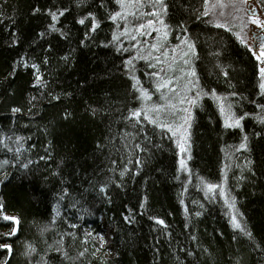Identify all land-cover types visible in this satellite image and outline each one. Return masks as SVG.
<instances>
[{
    "label": "trees",
    "instance_id": "16d2710c",
    "mask_svg": "<svg viewBox=\"0 0 264 264\" xmlns=\"http://www.w3.org/2000/svg\"><path fill=\"white\" fill-rule=\"evenodd\" d=\"M201 3L202 0H185L184 6L199 8ZM0 6L3 11V15L0 16V137L7 135L12 136L13 139L16 136L31 138L24 144V148L29 150L24 152L22 160L27 158L37 160L39 155H45L44 149L48 143L52 144L50 150L52 159L33 164L31 167L35 170V175L28 177V180H21L16 168L8 169L11 175L17 176L6 190L9 213H15L12 211V207L17 204L15 186L20 183L28 184L30 180L49 190L55 186L56 191H59L60 185L57 181L60 177L53 173L60 168L63 170L65 183L71 184L72 195L80 199L83 207L88 208L92 213L85 215L83 221H78L81 224L79 236L82 237L84 231L101 232L100 217H104L105 223L112 227L113 241L109 245L114 251L110 256L105 257L108 264H189V262L228 264L229 257H232L233 261L244 257L247 264H253L255 258V264H261L260 254L250 244H240L231 240L233 230L229 224L226 207L219 197L210 202L205 198L204 192L197 187L201 176L211 182L221 183L223 165L228 163L232 168L229 172V185L233 194L238 197V206L241 211H246L250 223L257 225L254 229L256 241L264 242V231L258 227L264 221V203L260 199L264 197V187H262L264 168H261L254 178V184L251 177L237 182L236 177L242 174L249 176V173L247 170L242 172L235 168V163L239 164L241 157L257 159L259 150L256 149L251 154L236 152L226 158L222 149H225L226 145L239 144L241 134L239 130L227 135L220 134L218 112L215 111V106L210 100L207 98L205 100L210 106L207 112L197 110L196 123L192 130L195 141L191 146L193 158L189 164L193 174L191 183H188L187 174L178 172L179 164L174 156V153L178 154L176 145L167 136L161 139L158 132L153 136L150 125L148 133L153 138L150 141H139L144 144L145 152L141 153L135 149L129 151L124 147L125 143L131 146L133 141L122 138L123 130L128 127L122 116L127 115L128 108L137 104L130 95L131 81L125 75L122 66L123 61L131 53H117L113 47L98 46L99 41L110 39L114 29L112 22L106 19L94 37L95 42L88 41L86 46L80 44L87 29L76 21L88 6H91L93 11L96 10L95 0H87L83 7H77V0H0ZM35 7L45 11L33 14ZM61 7L71 10L61 17L57 24V27H63L69 34L68 39H64L59 33H52L45 39H40L38 33L46 30L47 25L52 22L46 10L52 8L55 11ZM190 28L194 38H197L201 52L198 71L205 83L218 85L224 90L225 82L222 77H217L218 69L215 67L219 62L225 67L232 65L234 69L232 75L235 77L233 83L237 84L236 90H241L244 95L256 91L257 81L253 76V62L234 36L223 29L214 28L200 21L190 23ZM13 40H19V43L14 44ZM48 42L53 44L52 64L48 66L45 74L51 82V89L55 94L60 95L62 100L49 104L47 99H41L33 109L36 115L30 116L27 113L29 100L32 95H39L38 91L30 88V81L33 79L30 75L31 69L19 70L14 77L9 73L12 71L14 61L28 58L31 63L44 54ZM175 42L173 36L172 43ZM225 45H227V58L212 55ZM64 55L69 56L70 64H65L60 59ZM137 69L136 74L151 91V81L144 74L142 61L137 62ZM84 76L88 77L87 82L83 81ZM65 91L72 92L73 96H64ZM89 105L100 107L103 112L92 116L91 112L87 111ZM13 106H21L25 109L15 122L10 112ZM253 108V105H247V110ZM65 110L73 114L68 121L63 119ZM261 127L253 118L245 122L250 137L253 131H258ZM128 131L133 130L128 127ZM97 142L103 147L97 149ZM5 143L11 142L5 141ZM33 144L36 147L29 148V145ZM157 144L162 147H155ZM137 156L145 163L140 174L134 176L133 173H129L124 178L122 188L112 187L109 177L118 178L119 171L125 165L135 169L134 161ZM12 158L13 153L0 145V161ZM113 159L118 161L117 165L111 164ZM129 159L133 160L132 164L127 163ZM111 168L115 171H110ZM177 175H180V180L175 179ZM44 177H48L47 182ZM104 181L110 184L113 197V202L110 204L102 200L98 190L91 187ZM184 187H187V192H184ZM56 191L51 192L50 205L55 203ZM80 192L84 193L83 198ZM145 195L148 196V204L142 209L140 204L143 203ZM181 199L188 206L190 217H186L184 205L180 203ZM193 201L204 202L206 206L199 209ZM128 209L133 211L129 213ZM36 211L29 209L25 212L23 233L15 245L20 251L23 250L24 242L29 240L38 249H46L48 244L60 239L58 233L67 228L66 224L58 223L56 229L41 236L32 225V221L47 222L48 217L37 215ZM196 211H202L203 215L196 217ZM39 212L45 213L44 206L39 208ZM74 212L76 210L68 209L66 214L75 219ZM124 215L135 216L134 222L131 224L125 222ZM153 215L165 219L169 228L163 229L162 226L155 224L150 219ZM3 231H7V228L0 226V232ZM166 232L172 233L170 238L165 235ZM193 236L196 237L195 240L192 239ZM12 239L16 240L15 237ZM95 242H98L97 238ZM80 243L81 240L78 238L72 248L73 255L76 254L75 249ZM156 248L160 251L157 252ZM184 249L197 255L186 256ZM90 259L92 264H99L96 258L90 257ZM13 264H26V262L17 254ZM50 264H60V262L51 261ZM77 264L80 262L77 261ZM84 264H87V261Z\"/></svg>",
    "mask_w": 264,
    "mask_h": 264
},
{
    "label": "snow or ice",
    "instance_id": "6c2138e0",
    "mask_svg": "<svg viewBox=\"0 0 264 264\" xmlns=\"http://www.w3.org/2000/svg\"><path fill=\"white\" fill-rule=\"evenodd\" d=\"M87 0H77V7H83ZM185 0H95L96 10L91 6L84 9L79 19L76 21L81 26H85L87 31L83 33L81 45H87L88 41H93L98 30L102 28L105 19L111 21L114 29L111 32L110 39L99 41V45L104 48L113 47L117 53H131L123 61L125 75L131 81L130 95L137 102L136 106L127 109V115L122 119L127 122L128 127L133 131H128V127L123 130L122 138L131 139L133 144L129 146L124 144L129 151L133 149L139 152H145V146L139 141H150L153 137L149 136L148 126L153 129V136L158 132L160 138L165 136L172 141L179 150V168L178 172L186 173L188 183H191L193 174L188 161L192 160L191 146L195 143L193 140V128L196 123L197 110L207 112L209 105L205 103L206 98L215 106L220 120V134L227 135L230 132L239 130L241 139L237 145H226V158L231 157L236 152L253 153L259 150L257 159L247 158L242 172L247 170L249 176L243 174L236 177L237 182L253 178V184L260 172L264 168V0H202L199 8L189 5L184 6ZM45 11L40 7L33 9V14ZM47 15L51 18V23L47 25L46 30L40 31L38 37L45 39L52 33H59L64 39H68L69 34L63 27H57L61 17L71 11L67 7H61L55 11L48 8ZM99 13V15H98ZM3 15L2 6H0V16ZM200 21L217 29H223L225 32L235 37V40L249 54L253 62V76L257 81L256 91L250 95H244L237 89V84L233 83L235 77L232 72L234 69L229 64L225 67L217 62L215 67L218 69L217 77L223 78L225 82L224 90L217 85L205 83L200 71H198V62L201 60V52L198 47L197 38H194L190 28V23L194 24ZM174 36L175 43H172ZM251 40V43L249 42ZM127 42V43H126ZM18 44L19 40H13ZM227 45L221 50L214 52L216 57H226ZM53 44L48 42L46 52L36 60L29 62L28 58H21L13 62L11 76H16L19 70L31 69L30 75L33 79L30 81V88L38 91L39 95H32L27 108L30 116L36 115L33 111L41 99H47L51 104L53 101L61 102L62 97L55 94L51 89V82L46 77L48 66L52 64ZM65 64H70L68 55L60 57ZM142 61L144 74L149 78L154 88L150 91L145 87L143 80L137 75V62ZM51 74V73H49ZM84 82L88 77L84 76ZM46 90V91H44ZM87 91V89H85ZM158 93V101L153 100V96ZM64 96L72 97V92L65 91ZM247 105H253L252 110H247ZM259 110V111H256ZM87 111L92 116L102 113L100 107L88 106ZM119 111V109H117ZM13 122L19 118L25 109L21 106L10 108ZM73 114L65 110L63 119L68 121ZM253 118L262 127L258 131H253L251 137L246 131L245 122ZM211 119V117L209 118ZM30 137L12 136L0 137V145L8 152L13 153L11 160L0 161V226L7 228V231L0 232V264H13L17 254L22 256L26 264H50L51 261H59L60 264H92V258H96L99 264H108L105 257L110 256L114 249L109 245V240L105 232L84 231L83 236H79L81 224L85 215L92 213L88 208L83 207L80 199H77L70 192L71 184L64 181L63 170L58 168L53 175L60 177L57 183L60 185L59 191L55 186L49 190L41 187L37 182L28 181V184L20 183L16 187L15 196L17 204L12 207L16 214H9L8 192L6 191L17 176L11 175L10 168H16L20 173L21 180H28V177L35 175V170L31 167L39 161H49L52 159L50 150L51 142L45 147V155H39L37 160L27 158L22 160L24 152L29 149L24 148V144ZM9 141L11 143H5ZM259 141V143H256ZM36 145H29V148H35ZM103 145L99 142L96 148L100 149ZM160 148L162 145H155ZM63 163V161H61ZM128 164L133 160L129 159ZM135 169L127 165L119 171L118 178L109 177L111 186L122 188L124 178L129 173L134 176L139 175L145 166L138 156L134 161ZM112 165H117L118 161L113 159ZM7 166V167H5ZM237 167H241L237 165ZM22 170V171H21ZM115 171L114 168L109 169ZM232 171L228 163H224L222 169V182L216 183L206 180L203 176L199 177L200 184L198 189L204 192L208 201H214L218 197L223 198V202L228 209L229 224L233 230L231 240L240 244H250L257 251L261 258V264H264V242L256 241L257 225L250 223V218L246 211H241L238 206V197L233 194L229 185V172ZM180 175L175 179L180 180ZM47 182L48 177H44ZM93 189L98 190L99 196L107 203L113 202L108 181L91 185ZM264 187V186H262ZM187 192V187H184ZM56 191L54 205L49 204L51 192ZM81 198L84 193L80 192ZM264 203V197H261ZM65 201H68L65 203ZM181 205H184L186 217H190V212L185 201L181 199ZM193 203H197L193 201ZM148 204V196L143 197V203L140 204L145 209ZM44 206L45 213H40L39 208ZM204 207L203 204L200 205ZM29 209H35L37 215H47V222L43 220H33L32 225L37 229L41 236L47 232L56 229L58 223L67 225V228L59 232L60 239L53 244H48L46 249H38L32 241H25L23 250L15 247L17 240L23 233L25 212ZM68 209L76 210L73 213L75 219L66 214ZM129 213L133 210L128 209ZM80 213V214H77ZM31 214V213H30ZM143 215V213H141ZM203 215L202 211H196L195 216ZM155 224L168 229L169 225L165 219L160 216H150ZM123 220L131 224L135 216L124 215ZM264 231V221L259 226ZM73 229L78 231H72ZM167 237H171V232H166ZM16 238L13 240L12 238ZM98 237V242L95 238ZM80 238V246L75 249L76 254H72V248L76 240ZM196 239L195 236L192 237ZM45 243H47L45 241ZM159 252L160 249L156 248ZM186 256L197 255L194 252L183 250ZM207 252V249H205ZM119 255V253H117ZM38 257V258H37ZM179 259V257H177ZM191 264V262H189ZM228 264H247L244 257H239L233 261L228 258ZM255 264V258H253Z\"/></svg>",
    "mask_w": 264,
    "mask_h": 264
},
{
    "label": "bare ground",
    "instance_id": "6f19581e",
    "mask_svg": "<svg viewBox=\"0 0 264 264\" xmlns=\"http://www.w3.org/2000/svg\"><path fill=\"white\" fill-rule=\"evenodd\" d=\"M177 152H178V154H177V153H174L175 161H176V162H178V161H179V158H180V157H179V150H178V148H177ZM178 164H179V163H178ZM188 164H190V161H188ZM237 165H239V164L235 163V168L239 169V168L237 167ZM219 199H220V201L224 204V202H223V198H222V197H219ZM201 204H203L204 207L206 206L204 202L196 203V205H197V207H198L199 209H202V208L200 207ZM224 206H225V204H224ZM204 207H203V208H204ZM225 207H226V206H225ZM225 209H226V213H228V209H227V207H226ZM9 214L15 215V213H9ZM227 216H228V214H227ZM228 218H229V217H228ZM105 221H106V220H105L104 217H100V222H101V225H102L101 232H105V233H106V230L109 231V244H111L112 241H113V230H112V227H111V226H109V225H107V224L105 223ZM97 241H98V237H97Z\"/></svg>",
    "mask_w": 264,
    "mask_h": 264
},
{
    "label": "rangeland",
    "instance_id": "374dc122",
    "mask_svg": "<svg viewBox=\"0 0 264 264\" xmlns=\"http://www.w3.org/2000/svg\"><path fill=\"white\" fill-rule=\"evenodd\" d=\"M249 42L251 43V40H250ZM150 88H151V91L154 90V88H153V86H152V83H150ZM158 96H159V94L156 93V94L153 96V100H154V101H157V102H160V101H158ZM245 160H246L245 157H241V158H240L239 165H240L241 167H238V168H239V170H241V171H242L243 166L245 165ZM241 174H242V173H241ZM106 234H107V237H108V240H109V231H108V230H106Z\"/></svg>",
    "mask_w": 264,
    "mask_h": 264
}]
</instances>
